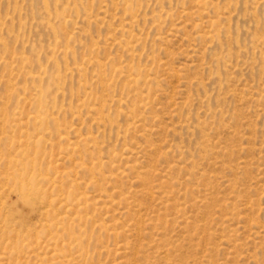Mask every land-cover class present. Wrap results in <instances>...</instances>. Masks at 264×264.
Returning <instances> with one entry per match:
<instances>
[{
	"label": "rangeland",
	"instance_id": "rangeland-1",
	"mask_svg": "<svg viewBox=\"0 0 264 264\" xmlns=\"http://www.w3.org/2000/svg\"><path fill=\"white\" fill-rule=\"evenodd\" d=\"M61 218L70 264H264V0H0V264Z\"/></svg>",
	"mask_w": 264,
	"mask_h": 264
},
{
	"label": "bare ground",
	"instance_id": "bare-ground-1",
	"mask_svg": "<svg viewBox=\"0 0 264 264\" xmlns=\"http://www.w3.org/2000/svg\"><path fill=\"white\" fill-rule=\"evenodd\" d=\"M45 3V7H46V9H49V7H48V4H47V2H44ZM215 24V23H214ZM218 25V24H217ZM52 29V28H51ZM219 29V28H218ZM53 30V29H52ZM54 31V30H53ZM124 32V31H123ZM54 33V32H53ZM124 34V33H123ZM56 36V35H55ZM212 42V41H211ZM122 45V44H121ZM77 69V68H76ZM120 69V68H119ZM132 69L130 68L129 69V71H131ZM77 71L78 72H80V71H83V70H79V69H77ZM125 71V70H124ZM123 70H117V73H118V75L119 74H124L125 72H124ZM128 71V72H129ZM136 71V70H135ZM137 73H138V71H137ZM126 75V74H125ZM129 75V74H128ZM128 75H127V77H128ZM138 75H139V73H138ZM140 75H141V73H140ZM119 76H121V75H119ZM131 76V75H130ZM129 76V77H130ZM138 78H140V77H138ZM138 78L136 79L135 77L131 80V84H137V83H140V82H142L141 80H139L138 81ZM39 79V81L40 82H42L43 80L40 78V77H38L37 76V78L35 77L34 78V80H38ZM49 80V79H48ZM38 81V82H39ZM36 82V81H35ZM47 82V81H46ZM45 85V84H44ZM47 88V87H46ZM56 88V87H55ZM50 89V88H49ZM54 89V88H53ZM50 90H52V89H50ZM50 90H48L49 91V94H50ZM52 93H53V91H51ZM44 100V99H43ZM120 102H122V101H120ZM119 102V103H120ZM106 110V109H105ZM45 114H47V113H45ZM42 115H44V114H42L41 113V111L39 112V116H37L36 118H34L35 120L36 119H43L41 116ZM46 118V117H45ZM49 118V117H48ZM47 118V119H48ZM43 121H44V119H43ZM42 122V121H41ZM47 122V121H46ZM49 122V121H48ZM36 123V122H35ZM111 123V122H110ZM111 125V124H110ZM42 126V125H41ZM46 126V125H45ZM112 127H113V125H112ZM21 149V148H20ZM19 156H20V158H22L21 160H19V161H17V160H15V161H11L10 163H14L15 164V166H16V170L12 173L11 172V174L9 175V177H8V181H9V183H12L13 184V186L18 190V192H19V197L22 199V201L24 202V203H26L27 205H30V206H33V205H35V200H37V199H39L40 200V198H41V195H43L44 196V192H43V190L41 189V187H38L39 185H42L43 183H45V182H47V179L45 178V176L41 173H38L37 172V169H36V167H35V162H33V160H30V159H28L29 157L31 158V156H30V154H29V152H27V150H23V151H21V153L19 154ZM27 160V162H25ZM12 165V164H11ZM14 166V165H13ZM12 166V167H13ZM14 169V167L12 168V170ZM7 181V182H8ZM42 196V198H44L45 199V197H43ZM43 199V200H44ZM87 201V200H86ZM86 203V202H85ZM65 218H61V219H59V221L57 222V223H53V224H51L50 226H48L49 227V229H50V231L53 229V230H55V232L56 233H59L60 232V229L58 228L60 225V227H62V225H64L65 224ZM47 227V226H46ZM65 227V226H64ZM4 230V229H3ZM61 230H63V232L66 230V232H67V235H68V238H69V240H70V243L69 244H65V245H63L62 247H61V249H59V250H57L56 249V243H54V239H50V241H48L47 243H49V246L51 247V246H53V247H55V250H54V253H55V256H56V258L57 259H59V258H63V259H65V261L66 262H68L69 264L70 263H74L75 262V258L73 257V255L71 254V253H69V251H71V248H72V245L74 244V242H78L79 240L77 239L78 238V236H75V230L74 229H72V228H69L68 227V229H65V228H63L62 227V229ZM52 232V231H51ZM62 232V231H61ZM60 234V233H59ZM79 237H81V235L79 236ZM81 243H82V241L80 242V243H78L76 246H79L80 247V250H81ZM29 246V245H28ZM27 246V247H28ZM75 245H73V247H74ZM30 247V246H29ZM78 247V248H79ZM78 248H77V251H78ZM83 248V247H82ZM74 250L76 249V248H73ZM23 250V249H22ZM80 250H79V252H80ZM68 251V252H67ZM81 252H82V250H81ZM67 253H69V254H67ZM81 256H85L84 254H81ZM79 257V259L81 258L82 259V257ZM73 257V258H72ZM76 259H78V258H76ZM59 260H61V259H59ZM60 263H61V261H60ZM92 263V262H91Z\"/></svg>",
	"mask_w": 264,
	"mask_h": 264
}]
</instances>
